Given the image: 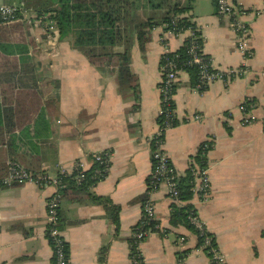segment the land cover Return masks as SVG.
Here are the masks:
<instances>
[{"label":"crops","instance_id":"1","mask_svg":"<svg viewBox=\"0 0 264 264\" xmlns=\"http://www.w3.org/2000/svg\"><path fill=\"white\" fill-rule=\"evenodd\" d=\"M236 3L250 28L252 55L246 59L235 46L229 18L217 14L215 1L194 0L190 14L213 66L223 70L244 66L247 73L227 82L215 80L199 91L192 86L190 73L181 71L173 96L179 123L166 130L163 147L182 174L199 146L209 142L210 193L205 200L193 194L189 202L214 236L224 264H264V0ZM164 11L154 9L153 15L159 18ZM28 31L30 53L39 62L41 98L35 105L43 115L36 118V111L26 123L0 129V178L9 160L55 177L61 169L72 172L79 161L88 169L94 163L92 154L109 152L108 173L90 191L119 205L118 236L104 208L80 201L79 194L68 191L61 197L60 212L70 264H129L128 238L141 215L152 168L150 138L158 130L160 59L165 50L180 47L184 35L168 34L157 25L149 30L143 49L135 41L130 61L134 93L119 87L115 67L91 64L70 38H50L33 25ZM16 90L4 95L7 105L14 104ZM243 102L253 105L256 119L251 124L241 123ZM54 192V186L39 188L33 182L0 190V264H53L46 202ZM150 198L166 232H151L141 242L143 264H211L196 246L197 235L169 221L171 205L182 202L169 197L165 184ZM184 249L188 252L180 263Z\"/></svg>","mask_w":264,"mask_h":264},{"label":"trees","instance_id":"2","mask_svg":"<svg viewBox=\"0 0 264 264\" xmlns=\"http://www.w3.org/2000/svg\"><path fill=\"white\" fill-rule=\"evenodd\" d=\"M6 4L15 5V16L21 20L3 23L4 15L0 14V129H14L19 123H26L36 114V118L43 115L41 107L37 108L36 103L40 102L41 93L38 89L39 62L30 53L29 40L26 33H29L30 24L23 18L26 12H33L37 16L45 15L58 29L59 38H70L72 46L82 52L89 62L95 66L115 67L116 79L119 87L123 90L132 88L135 93V75L130 70L131 49L138 43L143 49L145 42L149 38V30L157 25L167 24L164 29L174 31L191 27L201 34L196 28L195 21L191 17L190 11L194 0H3ZM215 1V0H213ZM165 9L159 18L153 15L154 9ZM149 10V12H148ZM189 41V40H188ZM189 42H183L176 50H171L161 56L174 58L178 68L186 70L192 78V86L198 83V66L191 62V54L188 52ZM202 46V45H201ZM208 56V55H207ZM178 82L173 85L175 94ZM160 85V84H159ZM208 86L200 87L199 91H204ZM13 105H7L4 95L11 89H15ZM137 91V89H136ZM28 97V102L24 98ZM248 103V102H247ZM24 108L26 110H24ZM158 127L161 129V136L168 128L179 123L175 114V102L169 98L166 102L160 103V110L156 117ZM159 135V137H160ZM203 144V143H202ZM200 145L194 155V164L200 169L207 167V152L210 145L204 147ZM110 165V163H109ZM195 165H190L184 173L180 174L177 184V199L182 204H172L169 221L172 225H183L197 235V247L204 242V236L211 237L210 243L203 247V251L209 259L212 256L211 247H216L215 238L211 232L205 231L201 234L191 222V215L196 214V209L189 202L193 196L195 183ZM103 163L94 162L92 166L83 171L80 180L79 171L74 169L71 173L56 175L60 178L58 189L60 198L68 191L81 195L79 200L84 203L99 204L105 210V216L113 226L114 233H119V210L118 204L103 195H98L90 191L91 187L98 181L105 178L108 168L104 169ZM109 167V166H108ZM2 178V177H1ZM0 190L6 186L1 182ZM11 185V184H10ZM145 196L142 198L144 200ZM59 220L56 226L62 230L66 223L62 218L60 206L58 209ZM158 222V221H157ZM156 221H149L142 224L141 221L133 225L131 235L128 238L130 248L129 256L137 257L140 253L137 248L136 234L146 230L151 232L165 233L166 229L160 230L155 226ZM47 238L53 247V239L47 233ZM65 251L69 252L68 242H63ZM105 248V247H104ZM188 249L179 252V258L184 259ZM211 264H215L210 261ZM143 257L141 256V263Z\"/></svg>","mask_w":264,"mask_h":264},{"label":"built area","instance_id":"3","mask_svg":"<svg viewBox=\"0 0 264 264\" xmlns=\"http://www.w3.org/2000/svg\"><path fill=\"white\" fill-rule=\"evenodd\" d=\"M237 0H215L216 12L219 15L227 16L229 18V26L234 32L235 37V46L242 53L243 58H249L252 55V50L249 45L250 37V28L249 25L242 21L240 18V11L238 9ZM17 7L15 5L9 4H0V14L4 15L3 23H9L12 21L21 20L20 17L15 16V10ZM26 19L30 25L36 27H42L50 38L56 39V33L58 29L55 27L54 23L51 20H48L45 15L37 16L33 12H27ZM24 18V16H23ZM25 19V18H24ZM167 24H163V31L168 34L173 35H184L183 42H189L188 52L191 54V62L197 64L198 66V83L195 89H199L203 86H208L210 83L215 80H223L227 82L233 77L243 76L247 73V68L244 66H238L236 68H228L226 70L219 69L213 66L211 58L203 51V36L202 34H197L194 28L187 27L177 31L173 29H164ZM198 27V25L196 24ZM197 30L200 28H196ZM162 40L164 36L161 37ZM189 40V41H188ZM182 42V43H183ZM202 45V46H201ZM171 50H165L162 54H166ZM183 71L178 68L174 58H169L168 56L163 57V63L161 64V82L159 86L160 90V103L166 102L169 98H173V85L178 82L179 73ZM239 109L242 111L241 123L242 124H251L255 121L256 117L253 115V105L247 102H243L239 105ZM199 117V116H197ZM262 127L264 131V117L262 119ZM161 129L158 127L157 132L151 136V160L152 168L147 179L146 186V197L141 202V215L139 221L142 224H146L149 221H156L155 226L160 228L159 223L157 222L155 214L154 202L150 198L151 193L160 185L165 184L167 187V192L170 198L179 201L177 199V184L180 173L176 171L174 166L171 164L168 154L164 150V137L161 135ZM160 135V137H159ZM204 147L209 146V142L205 141L202 144ZM91 158L94 162L103 163L106 169L110 166V154L109 152H96L91 155ZM194 164V161L192 163ZM104 167V169H105ZM195 174V183L193 187V194L196 195L199 199L205 200L210 193V180L207 174V167L200 169L196 165ZM77 169L79 171L78 180L83 177V171L85 170V165L82 162H76L74 164L73 170ZM72 170V171H73ZM60 174H68L65 170L61 169L58 171ZM71 173V172H70ZM1 182L7 185L12 183H24V182H33L39 188H44L46 186H54L55 192L49 197L46 202V218H47V233L53 239V264H70L69 252L65 251L63 247V242H65V233L64 230L58 228L56 224L59 220V204H60V195L58 189L60 187V178L56 175L55 177H50L43 172H33L23 166L20 162L16 160H9L6 165V174L1 178ZM191 222L199 230L201 234H205V226L202 221L198 218L197 214L191 215ZM149 235L148 231L142 230L137 232L136 239L138 247ZM211 237L208 235L204 236V242L201 244L198 249H203L204 246H207L210 243ZM183 241V238L179 239ZM140 252V249L137 248ZM130 251V248H129ZM210 251L212 256L210 261H213L215 264H224L223 255L218 251L216 247H211ZM141 252L137 257L129 256V264H139L141 263ZM180 263L183 262L179 258Z\"/></svg>","mask_w":264,"mask_h":264},{"label":"rangeland","instance_id":"4","mask_svg":"<svg viewBox=\"0 0 264 264\" xmlns=\"http://www.w3.org/2000/svg\"><path fill=\"white\" fill-rule=\"evenodd\" d=\"M4 3L6 4L5 1L0 0V4H4ZM27 14H28V13H26V12L23 14L24 18H26ZM27 22H28V21H27ZM58 37H59V33L57 32V33H56V38H58ZM67 39H68V38H67Z\"/></svg>","mask_w":264,"mask_h":264}]
</instances>
